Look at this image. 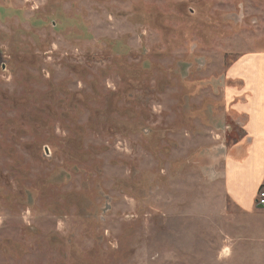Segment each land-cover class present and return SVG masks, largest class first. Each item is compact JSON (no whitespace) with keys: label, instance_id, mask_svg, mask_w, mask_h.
I'll return each mask as SVG.
<instances>
[{"label":"rangeland","instance_id":"1","mask_svg":"<svg viewBox=\"0 0 264 264\" xmlns=\"http://www.w3.org/2000/svg\"><path fill=\"white\" fill-rule=\"evenodd\" d=\"M246 49L264 0H0V264H264L222 177Z\"/></svg>","mask_w":264,"mask_h":264},{"label":"crops","instance_id":"2","mask_svg":"<svg viewBox=\"0 0 264 264\" xmlns=\"http://www.w3.org/2000/svg\"><path fill=\"white\" fill-rule=\"evenodd\" d=\"M223 113L234 116L242 133L223 155V188L242 211L263 209L264 190V49L243 50L220 77Z\"/></svg>","mask_w":264,"mask_h":264},{"label":"built area","instance_id":"3","mask_svg":"<svg viewBox=\"0 0 264 264\" xmlns=\"http://www.w3.org/2000/svg\"><path fill=\"white\" fill-rule=\"evenodd\" d=\"M256 203L264 206V190H259L256 195Z\"/></svg>","mask_w":264,"mask_h":264},{"label":"flooded vegetation","instance_id":"4","mask_svg":"<svg viewBox=\"0 0 264 264\" xmlns=\"http://www.w3.org/2000/svg\"><path fill=\"white\" fill-rule=\"evenodd\" d=\"M7 59H5L3 52L0 50V68L3 70L6 67ZM44 152H46L44 150Z\"/></svg>","mask_w":264,"mask_h":264}]
</instances>
